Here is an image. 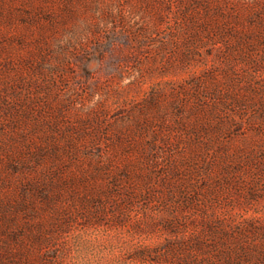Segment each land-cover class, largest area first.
Listing matches in <instances>:
<instances>
[{"label": "rangeland", "instance_id": "374dc122", "mask_svg": "<svg viewBox=\"0 0 264 264\" xmlns=\"http://www.w3.org/2000/svg\"><path fill=\"white\" fill-rule=\"evenodd\" d=\"M213 255L264 264V0H0V264Z\"/></svg>", "mask_w": 264, "mask_h": 264}, {"label": "trees", "instance_id": "16d2710c", "mask_svg": "<svg viewBox=\"0 0 264 264\" xmlns=\"http://www.w3.org/2000/svg\"><path fill=\"white\" fill-rule=\"evenodd\" d=\"M198 243V247H200L202 244L200 242H197ZM232 255L231 253H224L223 254V260L230 263L232 262V259H231ZM204 258H206V255H204ZM219 262V258H218V255H213L212 258L210 259H205L204 262H206V264H213L214 262Z\"/></svg>", "mask_w": 264, "mask_h": 264}]
</instances>
